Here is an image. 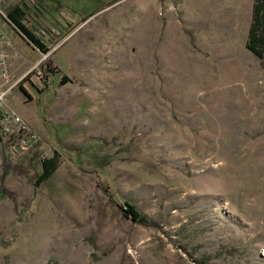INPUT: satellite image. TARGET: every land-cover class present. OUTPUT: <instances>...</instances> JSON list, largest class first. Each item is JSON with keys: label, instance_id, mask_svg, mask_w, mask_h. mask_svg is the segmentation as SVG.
I'll list each match as a JSON object with an SVG mask.
<instances>
[{"label": "rangeland", "instance_id": "374dc122", "mask_svg": "<svg viewBox=\"0 0 264 264\" xmlns=\"http://www.w3.org/2000/svg\"><path fill=\"white\" fill-rule=\"evenodd\" d=\"M21 4L55 38L43 55L9 35L11 73L38 59L53 72L31 70L17 83L29 97L18 88L3 107L34 141L0 142V264H264V62L244 47L252 0L1 7ZM53 153L55 171L34 188ZM124 202L147 226L122 218Z\"/></svg>", "mask_w": 264, "mask_h": 264}, {"label": "trees", "instance_id": "16d2710c", "mask_svg": "<svg viewBox=\"0 0 264 264\" xmlns=\"http://www.w3.org/2000/svg\"><path fill=\"white\" fill-rule=\"evenodd\" d=\"M25 8L26 6L23 4L10 7L7 10L6 20H8V23L12 27L15 35L22 42H24L31 50L33 49L44 55L48 52L49 46L52 45L55 34H53V32L45 26L40 27L38 24H35L36 26L27 25L24 21V16L26 15V12H24ZM54 23L59 27L57 21L54 20ZM56 31L59 33V30L56 29ZM244 47L246 51L259 61V63L264 62V0H252L251 18ZM42 61L38 64V67L40 68L44 67ZM44 69V77H48V75L53 72L52 69L45 67ZM67 81L68 79L65 76H61L59 83L64 84ZM19 91L27 96L26 92L21 87H19ZM3 160L5 161L4 154ZM56 162L57 156L55 153H53L49 158L39 159V173L36 174L32 184L34 188H37L47 182L56 169ZM4 165H6V162H4ZM118 210L120 211L123 219L134 224L147 226L146 219L133 206L124 202L122 206H118Z\"/></svg>", "mask_w": 264, "mask_h": 264}, {"label": "built area", "instance_id": "2783aa9c", "mask_svg": "<svg viewBox=\"0 0 264 264\" xmlns=\"http://www.w3.org/2000/svg\"><path fill=\"white\" fill-rule=\"evenodd\" d=\"M0 0V136L1 141L9 138L15 141L23 150L27 149L34 141V135L28 131L25 123L21 118L11 111L9 108L4 109L6 100L13 97L14 90L18 89L17 83L22 80L31 70L35 69L38 76L37 68L39 62L34 64L29 72H25L21 79H16L11 72H13L12 64L18 56V51L11 42V36L17 37L6 20L7 11L1 7ZM31 15H25L24 21L29 24ZM11 35V36H9ZM18 38V37H17ZM12 68V69H11ZM9 81L8 84L6 81Z\"/></svg>", "mask_w": 264, "mask_h": 264}, {"label": "crops", "instance_id": "0c3cea01", "mask_svg": "<svg viewBox=\"0 0 264 264\" xmlns=\"http://www.w3.org/2000/svg\"><path fill=\"white\" fill-rule=\"evenodd\" d=\"M25 58V57H24ZM40 59H38L37 61H39ZM26 61V58H25V60L23 61V63L22 64H24V62ZM33 63V62H32ZM32 63H30V64H25L26 66H24V71L25 70H28V69H30V66H31V64ZM17 64V63H16ZM33 65V64H32ZM13 73V72H12ZM13 75V74H12ZM14 76V75H13ZM15 78H16V76H14ZM0 84H1V80H0ZM24 90H26L27 91V89H24ZM15 91H17V90H14V92L13 93H15ZM20 92V91H19ZM21 93V92H20ZM27 93H29V92H27ZM22 94V93H21ZM28 96V95H27ZM29 97V96H28Z\"/></svg>", "mask_w": 264, "mask_h": 264}]
</instances>
